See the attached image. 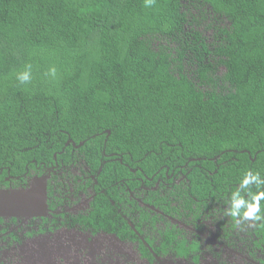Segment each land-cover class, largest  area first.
Listing matches in <instances>:
<instances>
[{
    "label": "trees",
    "instance_id": "obj_1",
    "mask_svg": "<svg viewBox=\"0 0 264 264\" xmlns=\"http://www.w3.org/2000/svg\"><path fill=\"white\" fill-rule=\"evenodd\" d=\"M72 153L96 180L81 224L137 242L149 264L197 262L198 242L173 226L140 241L156 217L128 198L129 168L185 175L140 199L178 219L226 215L245 170L264 177V0H0V187Z\"/></svg>",
    "mask_w": 264,
    "mask_h": 264
},
{
    "label": "rangeland",
    "instance_id": "obj_2",
    "mask_svg": "<svg viewBox=\"0 0 264 264\" xmlns=\"http://www.w3.org/2000/svg\"><path fill=\"white\" fill-rule=\"evenodd\" d=\"M208 39L211 30L204 31ZM223 72L220 69L219 74ZM82 164L69 170L73 176L82 172ZM50 173L42 178H33L26 190L0 191V216L16 217L23 220L35 216H43L46 208V183ZM72 194V191H69ZM70 196L72 202H78L71 207L72 212L85 211L88 194ZM225 217L219 212L203 215L199 221L191 219L176 220L170 218L171 224L181 230L188 239H199L201 257L198 264H259L262 256L260 250L253 246L250 235V222L242 221L239 226L229 227L224 233L216 227L217 221L223 222ZM21 222V225H24ZM227 224H224V226ZM22 226L17 224L13 229ZM14 230V231H15ZM213 251L218 257L213 256ZM0 264H147L133 244L121 242L104 234L91 235L78 230H57L52 233L23 236L22 241L0 239ZM158 264H192L185 259L166 257Z\"/></svg>",
    "mask_w": 264,
    "mask_h": 264
},
{
    "label": "flooded vegetation",
    "instance_id": "obj_3",
    "mask_svg": "<svg viewBox=\"0 0 264 264\" xmlns=\"http://www.w3.org/2000/svg\"><path fill=\"white\" fill-rule=\"evenodd\" d=\"M71 144L72 148H74V151H77L80 146H82L83 143H79V145H76L69 141L66 145ZM64 151H61L59 154H62ZM72 157H75L70 163L65 164L61 159H58L56 154L53 155L54 163L52 165H44L41 164L40 166H37L36 169L29 170L20 177H5L4 180L7 183V186L1 185V190H26L28 189L29 182L33 178H42L46 176L48 173H50V176L48 178V181L46 183V208L47 213L43 216H35V217H29L26 219L25 223L23 220H19L16 217H3L0 216V239L9 238L13 239L15 241H22L23 236H33L36 234H43V233H52L57 230L65 229V230H78L81 232H87L91 235H97V234H104L111 236L121 242H126L133 244L136 248L138 255L140 258H142L147 264L149 262L141 256L138 247L137 242H132L128 240H120L116 235L112 233H107L104 231H96L92 228L86 227L83 224L80 223V219L85 217V215L89 212L91 208V203L96 198V192L94 189V185L96 184V180L94 175L90 174L87 177L86 172H89V168L85 165L84 161L81 159H77V156L72 153ZM82 164L83 170L79 173V175L73 176L69 173V170L72 169L75 165ZM182 169V168H181ZM130 173L132 174V180L139 184V186L136 188L135 191H131L127 188L128 192V198L131 200H136L138 205L140 207H143V209L149 213V215L156 217V222L154 223L153 227L148 226V222L141 224L142 226V234H138V237L140 241L146 245L145 237H151L154 238L157 237V232L162 231L166 225L173 226L179 230L178 227H176L174 224H171L169 219H176V220H186L191 219L192 221L196 222L199 221L203 215L208 213L205 211L203 214H200L199 217L195 220H193L190 217H183L182 219L174 218L170 215H167L165 211L161 208H156L154 206L144 204L141 202L140 199H142L145 196V192L148 190L153 191H159L161 197L166 196L167 190H172L175 187L181 186L182 183H184L185 175L181 174V171L177 174H168L166 171L164 174H160L159 171L155 172L154 174H148L142 167L137 166L136 168H129ZM90 180V182L88 181ZM89 183V184H88ZM145 183L148 185L146 186ZM88 184V185H87ZM69 191H72V194H69ZM103 192V191H102ZM82 194L86 197L85 194H88L87 199V208L85 211H78V212H72L71 207L78 204V202H72L70 201V196H75L77 198V195ZM171 200V199H169ZM169 203V201H168ZM172 206H175L174 203H171ZM217 210H212L210 214H217ZM225 217L224 221L221 222L220 220L217 221L216 227L224 233L229 232V227H232V223L234 221L226 215H223ZM21 222L24 223V225H21ZM219 222H221L222 226H219ZM19 224L22 226V232L20 231L21 228L18 230L13 229L15 226ZM129 227L137 234V231L135 230L133 224L128 223ZM224 224H227L224 226ZM253 227V226H252ZM252 229V228H251ZM15 230V231H14ZM181 231V230H180ZM181 233L184 235L187 241L195 240L198 242V259L197 262H192L191 259H185V258H177V259H185L190 261L192 264H198L199 259L201 257V244L199 239H188L186 235L181 231ZM251 233V232H250ZM251 235V234H250ZM254 239L253 235H251ZM253 244V242H252ZM253 246L255 249L260 250L262 252V256L259 259V264H264V244L260 248H257L254 244ZM215 257H218L217 252H212ZM166 257H172L176 258L170 255L167 256H156V258L153 260L152 264H158V262ZM227 264V263H222Z\"/></svg>",
    "mask_w": 264,
    "mask_h": 264
},
{
    "label": "clouds",
    "instance_id": "obj_4",
    "mask_svg": "<svg viewBox=\"0 0 264 264\" xmlns=\"http://www.w3.org/2000/svg\"><path fill=\"white\" fill-rule=\"evenodd\" d=\"M156 0H144V7L151 8ZM31 65H25V70L17 75V80L21 84H29L32 81ZM46 76L55 79L57 69L53 66L49 68ZM255 187V191H252ZM264 177L259 171L245 170L239 182V186L231 194L225 214L234 221V226H239L242 221L250 222V226L264 227Z\"/></svg>",
    "mask_w": 264,
    "mask_h": 264
}]
</instances>
